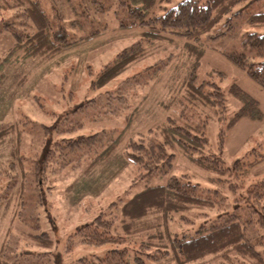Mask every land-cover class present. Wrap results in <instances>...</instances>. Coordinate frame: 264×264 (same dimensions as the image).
Returning a JSON list of instances; mask_svg holds the SVG:
<instances>
[{"label": "trees", "instance_id": "16d2710c", "mask_svg": "<svg viewBox=\"0 0 264 264\" xmlns=\"http://www.w3.org/2000/svg\"><path fill=\"white\" fill-rule=\"evenodd\" d=\"M242 1L246 0H180L174 6L165 7L161 3L170 0H115L119 27L125 30L137 28L140 38L117 52L95 73L87 66L94 77L91 81L93 89L108 86L145 54L148 44L180 37L188 43L186 49L190 56L195 57L178 93L165 104V107L177 105L179 110L176 115L167 116L157 127L138 132L125 145V153L136 166L139 178L152 174L162 177L169 173L173 167L174 154L167 152L166 146L174 142H178L198 165L217 174L232 168L243 169L264 160V154L251 160L236 159L229 168L224 165L222 157L204 151L208 145L206 126L210 113H214L220 124H223L226 98L217 83L198 79L196 67L199 57L196 58V50L189 43L204 35L212 39L233 36L234 25L230 23L234 16L232 9ZM92 3L97 5L91 7ZM158 7L164 8L163 13L155 12ZM99 10H104L100 0H0V16L8 14L16 20L18 17L17 22L21 26L12 29L14 45L9 54L21 49L23 56L47 59L65 48L78 45L101 31L92 26L97 16L95 13ZM222 20H225L222 27L216 30L215 26ZM246 23L264 26V10L249 14ZM243 45L247 51L225 52V55L264 88V34L248 33ZM165 67L166 61H160L119 78L113 90L117 92L114 97L126 101V97L144 93L153 77ZM105 91L112 94L109 90ZM229 91L243 105L228 118L223 127L220 125V150L227 130L241 118H261L257 100L235 83ZM143 98L144 94L138 99L139 103ZM89 101L79 107H85ZM136 108L137 104L130 116ZM12 127V124L0 127V145L6 142ZM66 131L58 125L41 126L39 132L43 138L40 146L32 157L25 158L29 160L27 168L20 170L18 205L44 204L41 192L43 186L49 189L46 186L49 172L57 173L68 166L77 167L84 160L89 162V166H94L114 150L121 135L103 130L71 137L64 135ZM19 158L24 159L22 155ZM19 163L23 164L21 161ZM228 186L231 189L236 187L233 184ZM245 192L236 201L240 202L244 198L250 202L246 206L249 208L247 218H242L237 211L220 213L218 216L222 221L215 220L207 226L201 223L193 234L178 236L169 232L170 223L175 220L193 222L197 215H213L211 212L215 210L227 209L229 200L221 188H201L187 174L169 175L164 184L146 185L126 200L112 202L110 205L114 206V210L109 212V217L100 213L92 222L79 226L67 236L63 253L75 250L77 244L99 247L109 244L114 249L106 250L101 256L83 255L63 264H190L206 256L231 259V254L254 264H264V177L248 185ZM189 212L191 215L187 214ZM28 226L27 235L35 242V246L52 245L49 234L40 231L41 222L37 214L30 218ZM137 242L140 243L137 249L128 246L119 248L123 243ZM35 255L37 258L29 264H62L60 258L49 253L38 251ZM0 264H19L9 258L5 243L0 246Z\"/></svg>", "mask_w": 264, "mask_h": 264}, {"label": "rangeland", "instance_id": "374dc122", "mask_svg": "<svg viewBox=\"0 0 264 264\" xmlns=\"http://www.w3.org/2000/svg\"><path fill=\"white\" fill-rule=\"evenodd\" d=\"M100 1L104 10L95 13L97 16L92 26L101 31L47 59L23 56L21 49L10 55L9 51L14 45L12 29L21 27L17 22L19 18L16 20L8 14L0 16V127L13 125L6 142L0 145V246L5 243L9 258L19 264L31 263L37 258L35 252L38 251L57 256L63 264L83 255L101 256L106 250L114 249L109 244L100 247L77 244L75 250L63 253L67 236L79 226L92 222L100 213L109 217V212L114 210V206L110 205L112 202L126 200L146 185L164 184L169 175L187 174L201 188H221L229 200L227 209L215 210L211 212L213 215L204 210L209 215H197L193 222L181 223L175 220L170 223L169 232L178 236L193 234L201 223L207 226L212 221H222L218 216L220 213L237 211L242 218H247L249 208L246 206L250 202L244 198L238 202L236 198L244 196L248 185L264 177V160L243 169L232 168L217 174L198 165L178 142L166 146L167 152L174 154L173 167L167 175L137 176L136 166L125 153V145L138 132L157 127L167 116L176 115L179 107L173 104L165 107V104L178 93L195 57L190 56L186 49L188 43L180 37L148 44L145 54L108 86L93 89L91 81L94 77L87 66L95 73L117 52L140 38V30L137 28L125 30L119 27L115 0ZM179 1L170 0L161 3V6H174ZM95 5L92 3L91 7ZM163 9L158 7L155 12L163 13ZM260 10H264V0L242 1L232 9L234 16L230 23L234 25L233 36L212 39L204 35L199 40L189 42L196 50V58L199 57L196 67L198 79L214 81L225 93V119L220 124L221 121L216 119L214 113H210L206 126L208 145L204 151L222 157L224 165L229 168L236 159L251 160L264 154V88L251 80L225 55V52L247 51L243 42L248 33L264 34V26L246 23L249 14ZM224 21L218 23L215 29H220ZM160 61H166V67L153 77L144 93L138 92L134 97H126V101L114 97L117 92L113 90L119 78ZM233 83L258 101L261 118H241L227 130L220 150V125L223 127L228 118L243 105L229 91ZM143 94L144 98L139 103L138 99ZM87 100L90 101L85 107H79ZM136 104L137 108L130 116ZM43 125H58L67 129L64 135L71 137L103 130L121 135L114 150L94 166H89V162L84 160L77 167L68 166L57 173L49 172L46 182L49 189L43 186L41 192L44 204L20 206L17 194L20 170L27 168L29 160L25 158L32 157L40 146L43 137L39 131ZM21 155L24 159L19 158ZM229 184L236 187L231 189ZM23 199L24 196L21 201ZM35 214L40 218V231L51 237V246H35V242L27 235L29 220ZM187 214L191 215V212ZM7 231L9 233L6 235ZM139 244L123 243L119 248L128 246L137 249ZM230 257L221 259L206 256L190 264H254L237 255L231 254Z\"/></svg>", "mask_w": 264, "mask_h": 264}]
</instances>
